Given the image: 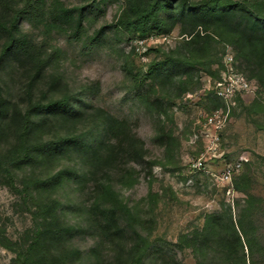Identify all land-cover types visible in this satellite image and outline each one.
I'll return each mask as SVG.
<instances>
[{
    "label": "rangeland",
    "instance_id": "1",
    "mask_svg": "<svg viewBox=\"0 0 264 264\" xmlns=\"http://www.w3.org/2000/svg\"><path fill=\"white\" fill-rule=\"evenodd\" d=\"M59 1L67 8L81 9L82 28L76 39H71L68 32L47 30L48 27L32 19L19 22L22 33L34 43L43 44V57L49 60L45 73L33 87V94L39 98L41 92L50 88L49 76H58L66 85L65 91L125 120L130 133L142 141V157L125 161L108 178L109 185L118 194V201L112 205L119 224L127 231L126 244L135 247L138 244L139 249L145 247L157 255L160 254L156 251L162 250L167 253L162 259L171 264L175 260L180 264H239L220 253L215 232L209 236L196 233L206 226L209 215L224 213L229 208L233 222L254 235V255L247 264H264V83L260 81L261 76H252L253 68L243 66L233 46L211 41L204 56L192 59L188 83H178L181 77L175 78L172 85L145 79L144 89L151 84L154 96L160 99L161 110H158L138 97L135 80L143 79L151 62L182 52L180 26L168 35L130 34L110 27L124 8L125 0ZM206 2L243 4L264 22V0H191L190 3ZM101 27L104 32L98 41L88 44L87 38ZM29 76L28 64L21 61L6 64L0 71L4 96L19 108L26 102ZM179 86L185 88L180 96L177 95ZM63 91L59 88L49 93V97ZM216 111H221L223 125L215 157L208 161L200 130L205 117ZM99 125L91 117L73 130L90 138ZM68 130L47 118L38 134L41 139H53ZM201 155L207 159L204 166L192 168L194 160ZM241 155L247 161L233 177L231 186L223 185L217 180L220 161H233ZM63 168L79 169L81 163L70 153L50 159L43 157L33 165L14 170L15 184L20 189L23 183L51 178ZM52 182L45 190L34 192L32 189L34 199L26 205H18L19 195L0 185V226L5 228L7 236L17 239L36 220L35 202L52 198L59 203L61 220L86 229L65 244L81 252L78 259L66 264H136L126 262V258L121 261L116 243L104 238L96 227H86L88 203L85 200L91 184L77 186L66 175ZM224 223L220 219L213 228L223 230ZM139 238L146 241L141 244ZM14 258V253L0 246V264H16ZM148 259L143 257L140 264H150Z\"/></svg>",
    "mask_w": 264,
    "mask_h": 264
},
{
    "label": "trees",
    "instance_id": "2",
    "mask_svg": "<svg viewBox=\"0 0 264 264\" xmlns=\"http://www.w3.org/2000/svg\"><path fill=\"white\" fill-rule=\"evenodd\" d=\"M190 2L125 0L124 8L110 25L140 36L148 32L168 35L176 26H180V36L183 38L179 46L183 47L182 52L151 62L143 79L135 80L138 97L158 110H161L160 99L154 96L151 84V87L144 89L145 79L172 85L175 78L181 77L178 83H188L187 75L194 64L192 59L202 56L211 41L233 46L243 66L253 68L252 76L260 75V81L264 83V22L240 3L215 2L209 5L206 2L199 5ZM22 19L35 20L50 31L68 32L71 39H76L82 28L81 9L67 8L59 0H0V71L6 64L20 61L28 64L31 71L23 108L13 105L4 96L0 86V185L19 195L21 203L18 205H26L30 199H34L32 189L37 192L38 189L50 188L52 181H59L63 175L80 187L91 184L85 200L88 203L86 227H96L104 238L116 243L121 261L126 258V262L140 264V260L145 257L149 258L150 264H171L162 259L167 255L162 250L156 251L160 254L157 255L145 247L139 249L138 244L136 247L126 244L127 231L119 224L112 205L118 201V194L109 185V175L112 171H119L125 161H136L142 157V141L130 133L125 120L94 108L65 91L66 85L62 84L58 76L50 75L49 90L35 98L33 87L40 75L45 73L49 60L43 57V44L34 43L20 31L19 22ZM103 30L104 27H101L87 38L88 44L97 42ZM59 88L64 90L62 94H50L54 96L49 97V93ZM184 90L179 86L177 95L180 96ZM91 117L100 123L92 137L84 138L83 134L73 130L77 124ZM47 118L69 130L53 139H41L38 131ZM65 153L74 155L80 161L81 168H63L51 178L32 179L30 184L23 183L20 189L16 186L14 170L33 165L37 159H50ZM58 208V201L52 198L36 201L34 224L14 240L0 226V246L14 253V263L66 264L80 257L79 250L65 244L86 229L61 220ZM220 219L225 222L224 228L216 231L213 226ZM213 232L219 238L216 246L221 254L239 264H247V261L251 263L254 235L233 222L229 208L224 213L209 215L206 226L196 231L205 236ZM139 240L141 244L146 241L143 238ZM139 252L141 254L137 258ZM174 262L180 264L176 260Z\"/></svg>",
    "mask_w": 264,
    "mask_h": 264
},
{
    "label": "built area",
    "instance_id": "3",
    "mask_svg": "<svg viewBox=\"0 0 264 264\" xmlns=\"http://www.w3.org/2000/svg\"><path fill=\"white\" fill-rule=\"evenodd\" d=\"M244 86L246 87V84H244ZM217 94L222 95L220 92H217ZM222 125L223 121L221 119V111H216L211 115L206 116L202 123L200 137L203 141L204 155L206 154L208 161L212 160L217 152L220 139L219 134L222 129ZM207 159H204L203 155H201L199 158L194 160L192 168L200 169V167L204 166ZM246 161L247 159L244 155L235 158L233 161L222 159L220 161L221 167L217 174V180H219L223 185L231 186L233 177L239 173ZM230 190L231 189H228L227 193H230Z\"/></svg>",
    "mask_w": 264,
    "mask_h": 264
}]
</instances>
